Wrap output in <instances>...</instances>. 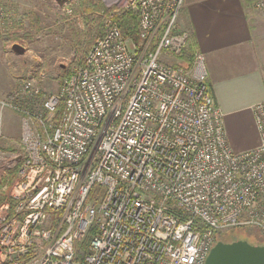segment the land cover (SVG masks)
Returning <instances> with one entry per match:
<instances>
[{
	"label": "built area",
	"instance_id": "obj_1",
	"mask_svg": "<svg viewBox=\"0 0 264 264\" xmlns=\"http://www.w3.org/2000/svg\"><path fill=\"white\" fill-rule=\"evenodd\" d=\"M185 0H124L136 46L112 14L82 63L33 114L21 80L2 110L25 116L0 204V264H204L218 237L264 241V100L259 144L234 153L207 85L204 55L177 29ZM264 11V0L254 3Z\"/></svg>",
	"mask_w": 264,
	"mask_h": 264
},
{
	"label": "rangeland",
	"instance_id": "obj_2",
	"mask_svg": "<svg viewBox=\"0 0 264 264\" xmlns=\"http://www.w3.org/2000/svg\"><path fill=\"white\" fill-rule=\"evenodd\" d=\"M79 2L80 0H0V100H7L15 95L19 82L31 78L40 86V97L37 100L18 98V101L33 114L43 115L41 101L58 91L64 76L85 56L84 45L87 40L82 39L77 43L75 32L87 33L93 44L99 36H96L97 32L102 34L105 20L114 14L112 19L115 21V15L123 11L124 7V0H94V3L102 6L108 13L90 11L76 14L72 6L79 5ZM27 15L32 18V23L26 19ZM191 56L187 49L183 60L187 63ZM24 121L23 113L2 110L0 185L6 173L2 171L4 160L20 151ZM254 126L256 129L255 120ZM257 136L259 144L258 132ZM231 146V150L237 153L233 144ZM12 181L0 191L3 200L8 199ZM239 238L251 245L264 246L263 236L256 228L224 233L218 240L231 243Z\"/></svg>",
	"mask_w": 264,
	"mask_h": 264
},
{
	"label": "crops",
	"instance_id": "obj_3",
	"mask_svg": "<svg viewBox=\"0 0 264 264\" xmlns=\"http://www.w3.org/2000/svg\"><path fill=\"white\" fill-rule=\"evenodd\" d=\"M257 1L185 0L177 19L190 53L204 55L207 85L237 153L257 147L252 108L264 100V11L254 8Z\"/></svg>",
	"mask_w": 264,
	"mask_h": 264
},
{
	"label": "trees",
	"instance_id": "obj_4",
	"mask_svg": "<svg viewBox=\"0 0 264 264\" xmlns=\"http://www.w3.org/2000/svg\"><path fill=\"white\" fill-rule=\"evenodd\" d=\"M74 13L76 14H83L86 12H100V11H104L106 13H108L107 10H103L102 6H100L97 3H94V0H80L79 5L77 6H72ZM26 19L29 21V23H32L30 19H32L29 15L26 16ZM115 21L119 27V29L122 31L123 35L125 36V38L129 39L133 44H135L136 46H138L140 44V40H139V36H138V17L128 11H119V14L115 15ZM100 36V31L97 32L96 36ZM82 39H86V43L84 45V52L85 55L88 53V51L91 48L92 42L91 40L88 39V35L87 33H78L75 32V40L77 41V43H80L82 41ZM84 58V57H83ZM82 58V60H83ZM82 60L79 62V64L82 63ZM68 75L64 76L67 77ZM17 168L13 169V170H9L5 173V175L3 176V182L0 185V191L3 187H5L9 181H12L15 174H16ZM4 200L2 199V197L0 196V204L3 202ZM234 231H242V230H231L228 231L226 233L230 234ZM237 240H245V239H236ZM219 241V240H218ZM254 245V244H253Z\"/></svg>",
	"mask_w": 264,
	"mask_h": 264
},
{
	"label": "water",
	"instance_id": "obj_5",
	"mask_svg": "<svg viewBox=\"0 0 264 264\" xmlns=\"http://www.w3.org/2000/svg\"><path fill=\"white\" fill-rule=\"evenodd\" d=\"M204 264H264V246L251 245L245 240L218 241Z\"/></svg>",
	"mask_w": 264,
	"mask_h": 264
}]
</instances>
